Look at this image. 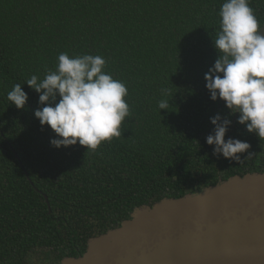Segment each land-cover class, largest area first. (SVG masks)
I'll use <instances>...</instances> for the list:
<instances>
[{"label": "trees", "instance_id": "trees-1", "mask_svg": "<svg viewBox=\"0 0 264 264\" xmlns=\"http://www.w3.org/2000/svg\"><path fill=\"white\" fill-rule=\"evenodd\" d=\"M224 2L0 0V264H34L37 254L59 264L164 198L264 171V138L206 88ZM250 7L263 26L264 0ZM64 52L102 56L128 90L122 135L94 151L53 147L55 133L34 116L39 94L25 82L42 80ZM17 83L28 95L23 109L7 100ZM162 99L168 110H159ZM218 113L232 121L225 140L250 145L241 162L206 143Z\"/></svg>", "mask_w": 264, "mask_h": 264}, {"label": "clouds", "instance_id": "clouds-1", "mask_svg": "<svg viewBox=\"0 0 264 264\" xmlns=\"http://www.w3.org/2000/svg\"><path fill=\"white\" fill-rule=\"evenodd\" d=\"M218 15L219 31L213 39L218 58L204 77L210 99L224 101L230 115L239 114L237 123L264 138V35L259 34L262 26L250 0H225ZM57 60L56 69L48 70L42 80L32 75L25 82L39 94L38 104L42 107L35 110L34 116L42 127L47 125L55 133L50 144L58 149L79 143L87 151H94L102 142L120 137L121 124L130 115L124 99L128 90L103 70L105 59L89 54L70 57L64 52ZM164 94L167 95L166 90ZM7 100L23 109L28 95L17 83L8 92ZM169 106V99L158 102L159 110H168ZM210 122L215 127L206 143L214 145L213 153L241 162L238 154L245 153L250 145L239 139L225 140L232 121L218 113Z\"/></svg>", "mask_w": 264, "mask_h": 264}, {"label": "water", "instance_id": "water-1", "mask_svg": "<svg viewBox=\"0 0 264 264\" xmlns=\"http://www.w3.org/2000/svg\"><path fill=\"white\" fill-rule=\"evenodd\" d=\"M59 264H264V171L164 198Z\"/></svg>", "mask_w": 264, "mask_h": 264}, {"label": "rangeland", "instance_id": "rangeland-1", "mask_svg": "<svg viewBox=\"0 0 264 264\" xmlns=\"http://www.w3.org/2000/svg\"><path fill=\"white\" fill-rule=\"evenodd\" d=\"M43 255L41 254H37L34 259H33V263L36 264V261L37 260H40V258H42ZM45 259V258H44ZM38 262V261H37ZM48 261L47 260H44V261H39L37 264H46Z\"/></svg>", "mask_w": 264, "mask_h": 264}, {"label": "flooded vegetation", "instance_id": "flooded-vegetation-1", "mask_svg": "<svg viewBox=\"0 0 264 264\" xmlns=\"http://www.w3.org/2000/svg\"><path fill=\"white\" fill-rule=\"evenodd\" d=\"M222 181V180H221Z\"/></svg>", "mask_w": 264, "mask_h": 264}]
</instances>
